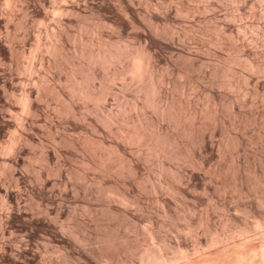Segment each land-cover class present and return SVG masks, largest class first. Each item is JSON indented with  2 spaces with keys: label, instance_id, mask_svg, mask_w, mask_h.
<instances>
[{
  "label": "rangeland",
  "instance_id": "1",
  "mask_svg": "<svg viewBox=\"0 0 264 264\" xmlns=\"http://www.w3.org/2000/svg\"><path fill=\"white\" fill-rule=\"evenodd\" d=\"M206 1L0 0V264H86L78 250L83 247L88 252L91 244L93 248L98 245L97 253L107 250L105 261L110 264H139L136 254L148 244H156L158 234L175 248L177 237L188 241L183 249L186 258L175 264H185L200 254L221 259L228 249L220 252L221 257L217 253L223 249L221 245L216 244L217 250L212 244L199 251L194 240L206 236L211 223L229 232L232 223L224 220L229 211L256 226V231L244 237L233 231L237 238L229 240V247L233 242L259 241L257 235L264 234V226L246 216L241 201L256 200L263 190L253 175L255 169L264 171V162L260 164L264 161V0ZM221 22L240 29L239 34L231 36L230 30L219 26ZM82 44L85 49L102 44L115 52L108 61L91 63ZM117 48L130 55L117 56ZM132 52L139 60L138 68L134 64L138 72L131 66L136 61V57L131 60ZM148 84L155 91L149 87L148 91ZM146 89L152 94L150 101L161 103L163 99V103L173 104L168 118L161 115L159 103L145 104L150 95H145ZM232 100L239 103L238 108L229 104ZM171 114L176 119H170ZM158 127L177 136L176 143L163 146L168 153L148 148L149 134L153 137ZM134 130L143 134L145 140L141 141L148 146L127 138ZM196 130L207 133L211 150H199L198 144L191 143ZM14 140L17 148L12 149L9 142ZM191 148L198 154L194 158L201 155L208 162L199 166L198 159L189 155ZM172 149L178 150L172 153ZM128 159L137 164L135 173L128 170ZM234 172L243 175L252 195L238 194ZM39 178L52 188L51 196L49 192L40 196L34 190ZM4 188L16 191L18 201L6 199ZM125 191L129 199L136 200L125 204L127 215L118 208ZM45 208H49L48 217L42 214ZM37 218L44 220L34 222ZM143 227L158 234L146 235L148 229ZM102 232L114 243L121 242L120 248H116L119 243L114 248L113 242L110 247ZM100 241L104 245L97 244ZM3 243L5 248H1ZM173 246L168 247L170 252L175 250ZM132 248L140 250L135 253ZM186 249L192 254L189 258Z\"/></svg>",
  "mask_w": 264,
  "mask_h": 264
},
{
  "label": "bare ground",
  "instance_id": "2",
  "mask_svg": "<svg viewBox=\"0 0 264 264\" xmlns=\"http://www.w3.org/2000/svg\"><path fill=\"white\" fill-rule=\"evenodd\" d=\"M206 1V0H205ZM237 1H239V0H237ZM206 2H209L208 0L206 1ZM213 2V1H212ZM240 2V1H239ZM127 4V3H126ZM126 4H124V5H126ZM210 3H206V6H208ZM213 5V4H212ZM211 5V6H212ZM127 6V5H126ZM210 6V7H211ZM125 7V6H124ZM129 7V6H128ZM127 8V7H126ZM240 8V7H239ZM129 9V8H128ZM128 9H127V11H128ZM211 9H212V7H211ZM129 12H131V9H129ZM255 12V11H254ZM257 14V13H256ZM218 21V20H217ZM227 21V20H226ZM222 23V24H221ZM220 23V25L219 26H221V27H223V29L225 28V29H227V30H230V32H232V34L233 33H235V34H231V36H237L239 33V28H237V29H239V30H234V28H233V26L231 25V24H229L228 22H221ZM239 23V22H238ZM220 27V28H221ZM256 28V27H255ZM264 28V27H263ZM225 29H224V31H225ZM236 29V28H235ZM257 29V28H256ZM235 31V32H234ZM263 31V30H262ZM246 32V31H245ZM241 33V32H240ZM244 36V35H243ZM234 39V38H233ZM82 47H81V50L82 51H85V53H86V55H87V58H88V62H90L91 60L93 61V63L94 62H97V59H98V61H103V62H105V61H108V59L110 60V57L109 56H113V54H114V52H115V50H113L114 52H113V54H112V52L110 51V50H108L109 48H106V47H104L102 44H98V45H96V46H93V44L92 45H90L89 46V48H86L85 49V46L82 44L81 45ZM94 47H96V48H94ZM127 48V47H126ZM132 49V48H131ZM139 49V48H138ZM116 50H118V51H116L117 53H115L116 55L118 54V55H120V57H121V54H122V51H123V48H122V50H121V48H120V50L121 51H119V49L117 48ZM129 50V48H127V51ZM124 51H125V49H124ZM136 51H137V49H136ZM129 52L131 53V51L129 50ZM84 52H83V54H85ZM128 55H130L128 52H126ZM126 53H123V54H125V56L127 55ZM137 53H139L138 51H137ZM122 54V55H123ZM132 54H134L133 56H134V58L133 59H131V60H135V57H136V53H133L132 52ZM132 54H131V56H132ZM117 55V56H118ZM139 55V54H138ZM132 56V57H133ZM109 57V58H108ZM123 57H124V55H123ZM122 57V58H123ZM140 56H138V58H139ZM229 57V56H228ZM116 58V57H115ZM118 58V57H117ZM119 59H121V58H119ZM90 60V61H89ZM95 60V61H94ZM141 60H142V58H141ZM252 60V59H251ZM250 60V61H251ZM92 61H91V63H92ZM137 61H139V60H137V57H136V61L134 62L133 61V65H131V66H133L132 68H133V70H136L135 69V67H137L138 68V65H139V62H138V65L136 66V63H137ZM246 61H248V60H246ZM102 62V63H103ZM249 62V61H248ZM143 63V62H142ZM141 63V64H142ZM212 63V62H211ZM246 63V62H245ZM134 64H135V67H134ZM248 65H250V64H248ZM253 65V64H252ZM251 65V66H252ZM141 67V66H140ZM143 67V66H142ZM213 67H214V65H213ZM249 67V66H248ZM251 68H253V67H251ZM263 69V68H262ZM139 70V69H138ZM141 70V69H140ZM214 70V69H213ZM261 70V69H260ZM137 71V70H136ZM136 71H134L133 73H136ZM217 70H215V72L214 73H210L211 75H213L214 76V74L215 73H217L216 72ZM247 71V70H246ZM138 72V71H137ZM144 72H146V71H144ZM139 73H141V72H139ZM247 73H249V72H247ZM138 75V74H137ZM136 75V76H137ZM149 75V74H148ZM227 75V74H226ZM232 75V74H231ZM237 75V74H236ZM244 75V74H243ZM249 75V74H248ZM141 76V75H140ZM210 76V75H209ZM149 77V76H148ZM253 77V76H252ZM208 78V77H207ZM213 78V77H212ZM139 79V78H138ZM141 79V78H140ZM142 79H145V78H142ZM149 79V78H148ZM150 80H153L152 78L150 79ZM150 80H149V82H150ZM159 80H160V78H159ZM212 80V79H211ZM215 80V79H214ZM154 81V80H153ZM208 81V80H207ZM147 82V81H146ZM148 82V83H149ZM152 82V81H151ZM245 82V81H244ZM153 83V82H152ZM159 83V82H158ZM150 84V83H149ZM148 84V85H149ZM142 85V84H141ZM140 85V86H141ZM151 85H153V84H151ZM156 85H157V83H156ZM155 85V86H156ZM213 85V84H212ZM160 86V85H159ZM148 87L150 88V90L152 91L153 89V91H155V88H154V85H153V88L151 89V87H150V85L149 86H147V89H148ZM157 88L156 89H158L159 87L158 86H156ZM145 88V87H144ZM209 88V87H208ZM140 89H142V88H140ZM147 89H146V92L145 93H147L148 91H149V89H148V91H147ZM213 89V88H212ZM158 90H160V89H158ZM158 90H157V92H158ZM144 91V90H143ZM212 92V91H211ZM150 94V95H149ZM147 93V94H145L146 96L147 95H149V96H147L145 99L147 100L146 101V103L145 104H147L148 102H149V104L151 103V102H153V103H151V104H153V105H158V103L160 102H157V101H155V100H157V99H153V100H151L150 101V99H149V97L152 95L151 93ZM160 97V96H159ZM159 97H157L159 100H160V98ZM212 97V96H211ZM232 99V98H231ZM171 100V99H170ZM173 100V99H172ZM215 100V99H214ZM213 100V101H214ZM244 100V99H243ZM165 101V100H164ZM167 101V100H166ZM168 102H170V101H167L166 103H163V99H162V101H161V103H159L160 105H158L157 106V108H159V111H162L161 112V115L162 116H169V114H170V111H173L171 108V106L173 105V104H171V102L170 103H168ZM173 102V101H172ZM219 102V101H218ZM241 102V101H240ZM136 103V102H135ZM155 103V104H154ZM214 103V102H213ZM134 104V103H133ZM150 104V105H151ZM229 104H231V106L232 107H236V108H238V106L236 105V104H239L238 102L237 103H235V101H230L229 102ZM242 104V103H241ZM135 105H137V104H134V106ZM143 105V104H142ZM133 106V107H134ZM175 106V105H174ZM218 106V105H217ZM154 107V106H153ZM215 107V106H214ZM213 107V108H214ZM232 107H231V109H232ZM156 108V107H155ZM218 108V107H217ZM235 108V109H236ZM171 109V110H170ZM173 109H174V107H173ZM212 109V108H211ZM215 110H216V108H214ZM155 110H157V109H155ZM170 110V111H169ZM191 110V109H190ZM228 111V110H227ZM230 111V110H229ZM191 112H193V111H191ZM211 112V111H210ZM215 112V111H214ZM218 112V111H217ZM216 112V113H217ZM160 113V112H159ZM162 113H167L168 115H163ZM171 113H173V112H171ZM195 113H197V112H195ZM236 113V112H235ZM238 113H240V112H238ZM190 114V113H189ZM193 114V113H192ZM199 114V113H198ZM237 114V113H236ZM235 114V115H236ZM172 116L170 117V119L172 118V117H174L173 116V114H171ZM194 115V114H193ZM214 115V114H213ZM234 115V116H235ZM215 116H216V114H215ZM243 116V115H242ZM242 116H241V118H242ZM192 118L191 119H193V116H191ZM196 117V116H195ZM247 117V116H246ZM263 117V116H262ZM168 118V117H167ZM175 118V117H174ZM180 118H182V116L180 117ZM217 118V117H216ZM176 119V118H175ZM183 119V118H182ZM195 119V118H194ZM199 119V118H198ZM197 119V120H198ZM244 119V118H243ZM172 120H174L173 118H172ZM196 120V121H197ZM221 120V119H220ZM160 121V120H159ZM179 121V120H178ZM177 121V122H178ZM216 121V120H215ZM246 121V120H245ZM162 122V121H161ZM161 122L159 123L158 122V124H161ZM235 122V121H234ZM243 122V121H242ZM194 123V122H193ZM199 123V122H198ZM241 123V122H240ZM244 123V122H243ZM246 123V122H245ZM157 124V125H158ZM163 124V123H162ZM233 125V124H232ZM239 125V124H238ZM241 125V124H240ZM161 126H163V125H160L159 127H161ZM158 127V128H159ZM216 127V126H215ZM214 127V128H215ZM230 127V126H229ZM261 127V126H260ZM163 128V127H162ZM162 128H159V129H162ZM193 128L195 129V127L193 126ZM244 128V127H243ZM159 129H156V131H158ZM231 129V128H230ZM236 129V128H235ZM234 129V130H235ZM238 129H240V128H238ZM238 129H237V131H238ZM162 130H164V129H162ZM198 130V129H197ZM197 130L194 132L193 131V133H192V144L193 143H196V144H198V146H199V150L202 148V149H204V150H207V151H209V150H211L212 148H213V146H212V142L209 140V137L206 135V134H204V133H199L198 134V132H197ZM223 130V129H222ZM227 130H229V129H227ZM233 130V131H234ZM154 131V130H153ZM156 131H154V136L153 137H151L152 135L151 134H149V140H151L150 138H152V140H153V138H155V140L156 141H152L151 140V143L153 142V144H151L150 143V145H149V149H153L154 151H155V153L157 152V153H168V151L166 152L165 151V149L163 148V146H165V144L167 145V144H169V145H171V144H173L174 142L176 143V135L175 136H171V135H167V133L165 132L166 130H164L163 132H161V131H158L157 133H156ZM204 131V130H203ZM212 131V130H211ZM236 131V132H237ZM187 132V131H186ZM189 132V131H188ZM153 133V132H152ZM211 133H213V132H211ZM232 133V132H231ZM235 133V132H234ZM169 134V133H168ZM187 134V133H186ZM190 134H191V132H190ZM189 134V135H190ZM210 134V133H209ZM226 135H227V133H226ZM229 135V134H228ZM237 135V134H236ZM235 135V136H236ZM240 135V134H239ZM191 136V135H190ZM211 136V135H210ZM231 136V135H230ZM148 137L146 138L147 140H148ZM223 137V136H222ZM18 138V137H17ZM127 138L129 139H131V138H133L134 140H139V142H142L143 143V141L145 140V138H143V134L141 133V132H139L138 130H134V131H132L130 134H128L127 135ZM229 138V137H228ZM236 138H238L237 136H236ZM20 139V138H19ZM23 139V138H22ZM144 139V140H143ZM224 139H227V138H224ZM231 139V138H230ZM16 140V139H15ZM15 140L13 141V144H11V142L12 141H10L9 143H10V145H9V143H8V145L9 146H11V148L12 147H14V148H12V149H15V148H17V147H15L16 145L14 144V142H15ZM141 140H143V141H141ZM146 140V141H147ZM179 140V139H178ZM237 140V139H236ZM230 140H228V142H229ZM237 141H239V140H237ZM236 141V142H237ZM240 141H241V139H240ZM148 142V141H147ZM234 142V141H233ZM7 143V142H6ZM146 142H144L143 144H145ZM219 143V142H218ZM221 143H223V142H221ZM238 143V142H237ZM236 143V144H237ZM16 144H17V141H16ZM86 144V143H85ZM148 143H146V146H148L147 145ZM226 144V143H225ZM229 144V143H228ZM235 144V143H234ZM13 145V146H12ZM195 145V144H194ZM21 146V145H20ZM87 146V145H86ZM168 146V145H167ZM221 146V145H220ZM239 146V145H238ZM84 147V146H83ZM166 147V146H165ZM172 147V146H171ZM190 147V146H189ZM192 147H195L196 148V146H193L192 145ZM237 147V146H236ZM173 148V147H172ZM194 148V149H195ZM84 149V148H83ZM89 149V148H88ZM87 149V150H88ZM183 149V148H182ZM186 149H187V147H186ZM192 149V148H191ZM201 149V150H202ZM17 150H19V148L17 149ZM178 150V149H177ZM176 149H172L170 152H175V151H177ZM185 150V149H184ZM188 150V149H187ZM186 150V151H187ZM198 150V151H199ZM180 151H181V149H180ZM190 151V150H189ZM189 151H187V152H189ZM92 152V151H91ZM90 152V153H91ZM169 152V153H170ZM220 152V151H219ZM222 152V151H221ZM258 152V151H257ZM83 153V152H82ZM181 153H183V152H181ZM198 153V152H197ZM207 153V152H206ZM16 154V153H15ZM88 154V153H87ZM122 154V153H121ZM178 154V153H177ZM185 154V153H184ZM191 154V155H190ZM202 154V153H201ZM219 154V153H218ZM222 154V153H221ZM263 154V153H262ZM12 155V154H11ZM92 156H93V154H91ZM161 155V154H160ZM163 155V154H162ZM173 155V154H172ZM187 155V154H186ZM189 155H190V157H192V158H194V155H198V154H196L195 153V150H193L192 149V151H191V153H189ZM193 155V156H192ZM206 155V154H205ZM96 156V155H95ZM176 156H179V154L178 155H176ZM181 156V155H180ZM183 156V155H182ZM10 157V156H9ZM89 157H91V156H89ZM184 157V156H183ZM188 157V156H187ZM87 158V157H86ZM102 158H103V156H102ZM189 158V157H188ZM11 159V158H10ZM13 159V158H12ZM15 159V158H14ZM106 159V158H105ZM176 159V158H175ZM195 159H198V157L197 158H194V160ZM17 160V159H16ZM94 159H92V161H93ZM103 159H101V161H102ZM106 160H108V158L106 159ZM129 160V159H128ZM193 160V159H192ZM262 160V159H261ZM260 160V161H261ZM84 161V160H83ZM104 161V163L106 162L105 160H103ZM133 160H129L128 162H127V168H128V170L130 171V173H135L134 171H136L135 169H136V167H137V164L135 163V162H132ZM188 161V160H187ZM196 161V163H198V165L200 164V165H203V164H205L206 162H208L207 160H206V157H204V156H199V159L198 160H195ZM255 161V160H254ZM12 162V161H11ZM235 162V161H234ZM264 161L262 160L261 161V163L260 164H262ZM86 163V162H85ZM84 163V164H85ZM89 163V162H88ZM97 163V162H96ZM102 163V162H101ZM254 163H256V162H254ZM258 163V162H257ZM90 164V163H89ZM98 164V163H97ZM103 164V163H102ZM106 164V163H105ZM108 164V163H107ZM106 164V165H107ZM126 164V163H125ZM124 164V165H125ZM100 165V164H99ZM104 165V164H103ZM102 165V166H103ZM105 165V166H106ZM120 165H123V163L122 164H120ZM199 165V166H200ZM250 165V164H249ZM256 165V164H255ZM98 166V165H97ZM102 166H100V168L102 167ZM104 166V168H108V166H106L105 167ZM118 166V165H117ZM116 166V167H117ZM195 166V165H194ZM193 166V167H194ZM211 166V165H210ZM262 166L264 167V163L262 164ZM80 167V166H79ZM99 167V166H98ZM118 167H120V166H118ZM241 167V166H240ZM9 168V167H8ZM103 168V167H102ZM121 168V167H120ZM126 168V167H125ZM217 168V167H216ZM230 168H231V166H230ZM259 169H260V167H258ZM9 169H12V168H9ZM56 169H61V168H59L58 166H57V168ZM208 169V168H207ZM210 169V168H209ZM264 169V168H263ZM13 170V169H12ZM10 171L9 172V174H10V176H14V171ZM17 170V169H16ZM80 170V169H79ZM101 170H105V169H101ZM127 170V171H128ZM214 170V169H213ZM231 170V169H230ZM229 170V171H230ZM57 171V170H56ZM61 171V170H60ZM107 171V170H106ZM126 171V170H125ZM129 171H128V173H129ZM179 171V170H178ZM228 171V172H229ZM231 171H233V170H231ZM235 172H238V171H241V169L240 170H234ZM209 172V171H208ZM212 172V171H211ZM227 172V173H228ZM234 172V173H235ZM247 172V171H246ZM254 172H255V175H253V176H255L256 177V179H254L253 181H255L256 182V184L258 185H260V188L262 187V189L263 190H261L258 186H257V188L258 189H260V192H258L257 193V191H256V193L258 194V198H256V200L254 199L255 197H253L252 198V200L253 201H250L249 203H245V201L243 200V201H241V203H243L244 202V211L246 212V216L248 215V216H252V218L254 219V221H256V225H261L262 227L264 226V208H263V210H262V208H259V206H264V171L262 170L261 171V169H260V171L259 170H257V169H255L254 170ZM19 173V172H18ZM57 173H59V172H57ZM76 173V172H75ZM79 173V172H78ZM129 173V174H130ZM214 173V172H213ZM231 173V172H230ZM233 173V172H232ZM239 173V172H238ZM189 174V173H188ZM192 174V173H191ZM191 174L189 175V178H190V176H191ZM215 174V173H214ZM217 174V173H216ZM221 174H223V173H221ZM20 175V174H19ZM19 175H15V177H20ZM219 175V174H218ZM225 175H226V173H225ZM230 175V174H229ZM233 175V174H232ZM235 175H236V173H235ZM235 175H234V179L236 178L235 177ZM252 175V174H251ZM138 176V175H137ZM185 176V175H184ZM216 176V175H215ZM237 176V182H236V190H237V192H238V194L240 193L241 195L240 196H243V195H245V197H248V193L250 192V195H252V193L251 192H253V190H251L250 191V189H252V187H250L249 188V190H248V187L249 186H246V184L243 182V179H242V176H241V174H237L236 175ZM253 176H250V177H252V179H253ZM11 177V178H12ZM83 176H81V178H82ZM87 177V176H86ZM180 177H182V174L180 175ZM193 177V176H192ZM220 177H221V175H220ZM254 177V178H255ZM84 178V177H83ZM186 178V177H185ZM231 178H233V177H231ZM42 179V180H41ZM39 178V181H38V183H37V185H36V187H34V190H36L39 194H40V196L41 195H43V194H45V193H48L49 191H50V189H52V188H49L48 186L47 187H45L46 186V183H45V181H43V180H45V179H43V178ZM219 179V178H218ZM223 179V178H222ZM228 179V178H227ZM248 179V178H247ZM72 180V179H71ZM86 180V179H85ZM88 180V179H87ZM221 180V179H220ZM16 181V180H15ZM83 181V180H82ZM226 181V180H225ZM233 181V180H232ZM236 181V180H235ZM249 181V180H248ZM247 181V182H248ZM81 182V181H80ZM85 182V181H84ZM187 182V181H186ZM228 182V181H227ZM226 182V183H227ZM234 182V181H233ZM99 183V182H98ZM188 183V182H187ZM223 183V182H222ZM253 183V182H252ZM65 184H66V182H65ZM228 184V183H227ZM256 184H254L253 183V187L256 185ZM73 186V185H72ZM100 186V185H99ZM4 187V186H3ZM54 187V186H53ZM153 187V186H152ZM234 186H232L231 188H233ZM5 188H6V185H5ZM4 188V190H5V192L3 193L4 195H5V198L6 199H8V200H14L15 202H17L18 201V198H17V196H18V193L15 191L14 193L12 192V191H9L8 189H5ZM256 188V187H255ZM254 188V189H255ZM256 188V189H257ZM85 189L86 188H84V192H85ZM106 189V188H105ZM207 189V188H206ZM205 189V190H206ZM87 190V189H86ZM235 190V191H236ZM76 191V190H75ZM103 191V190H102ZM254 191V192H255ZM51 193H52V191H51ZM76 193V192H75ZM120 194H121V192H119ZM124 193V192H123ZM121 194V197H120V199H121V204H123V205H121V207L120 206H118V208L119 209H122V211L127 215V212H129L127 209H126V207H125V204L127 205V203L129 202L130 203V201L132 202L133 200H132V198L131 199H129L128 197L129 196H127V194H126V191H125V193L124 194ZM107 194V193H106ZM125 194H126V196H125ZM255 194V193H254ZM256 194V195H257ZM49 196H51L50 195V192H49ZM101 196V195H100ZM254 196V195H253ZM244 197V196H243ZM47 198V197H46ZM52 198V197H51ZM74 198V197H73ZM119 199V200H120ZM7 200V201H8ZM109 200V199H108ZM135 202H136V200H134ZM249 201V200H248ZM10 202H12V201H10ZM4 203V202H3ZM86 204V203H85ZM136 205V204H135ZM216 205V204H215ZM223 205H224V203H223ZM222 205V207H224ZM242 205V204H241ZM241 205H240V207H241ZM227 207V206H226ZM230 207V206H229ZM59 208H61V207H59ZM104 208V207H103ZM242 208V207H241ZM46 210H43V212H42V214H43V216L45 217V216H47V214L50 212V211H47V209H49V208H45ZM58 209V208H57ZM56 209V210H57ZM138 209V208H137ZM226 209V208H225ZM38 210H40V209H38L37 208V211ZM55 210V211H56ZM61 210V209H60ZM84 210V209H83ZM243 210V209H242ZM10 211V210H9ZM39 212V211H38ZM58 212L60 213V211L58 210ZM115 212V211H114ZM230 213V211L228 212V215H224L226 218L224 219L223 217H221V218H223L224 220H226L225 222H230V223H232V227L233 228H231L232 229V231H231V229L229 228L230 226H228V228L227 229H230L229 230V232H228V230H227V233H226V231H225V229H223V228H220L219 229V225L218 226H216L215 224H210V227L209 226H207L206 227V229L208 230H206L205 232L207 233L208 232V234H206V236H197L196 237V239L194 240V248L196 249V250H201L203 247H205V248H207L209 245H215V248H216V250L218 249L217 248V245H221V247H223V249L221 248V249H219L218 251H217V253H220V252H226V250H227V254L226 253H220L219 255L221 256L222 254L224 255L221 259H220V257L218 258V256H216L215 254H207V255H203V254H200L199 256L197 255V257L196 258H194V259H187L186 261V263L187 264H211V262H212V264H218V262H219V260L221 261L219 264H264V234H258L257 236H259L260 235V239H259V241L258 242H255L254 240H248V241H245V242H243V243H237L236 242V244L233 242L232 243V245H233V247H232V245H231V247L232 248H230L229 247V240L231 241V239L233 240V239H235L236 240V236L237 235H239L240 237L241 236H246L247 234H251L252 232H254V230H255V228H256V226H255V228L253 227V223L251 224L250 222L248 223H246V219H245V222H244V220L242 221V220H240L239 219V217H237L236 215H235V213L234 214H229ZM244 213V212H243ZM20 214V213H19ZM41 214V215H42ZM135 214V213H134ZM209 214V213H208ZM250 214V215H249ZM113 215V214H112ZM129 215V214H128ZM132 215H133V213H132ZM204 215V214H203ZM243 215V214H242ZM48 217V216H47ZM82 217V216H81ZM114 217V216H113ZM201 217V216H200ZM227 217H228V219L230 220V221H227L228 219H227ZM39 218V217H38ZM35 219L34 220V222H37V223H42L43 222V220L42 219ZM205 218V217H204ZM210 217H208V219H209ZM206 219V218H205ZM252 219V220H253ZM46 220V219H45ZM69 220V219H68ZM190 220V219H189ZM251 220V219H250ZM251 220V221H252ZM203 221V220H202ZM207 221V220H206ZM209 221V220H208ZM248 221V220H247ZM170 222H172V221H170ZM176 222V221H175ZM205 222V221H204ZM214 222V221H213ZM225 222H223L222 224H224L223 226H227V224H225ZM36 223V224H37ZM61 223V222H60ZM103 223V222H102ZM173 223H174V221H173ZM173 223H171V224H173ZM177 223V222H176ZM189 224H190V222H188ZM201 223V222H200ZM203 223V222H202ZM206 223V222H205ZM215 223V222H214ZM220 223V222H219ZM218 223V224H219ZM96 224V223H95ZM136 224V223H135ZM192 224V223H191ZM254 224H255V222H254ZM161 225V224H160ZM231 225V224H230ZM100 226V225H99ZM98 226V227H99ZM102 226V225H101ZM189 226V225H188ZM97 227V226H96ZM103 227V226H102ZM102 227H101V229H102ZM179 227V226H178ZM220 227H221V225H220ZM86 228V227H85ZM100 228V227H99ZM105 228H106V226H105ZM105 228H103V230L105 229ZM112 228V227H111ZM189 228H190V226H189ZM193 228V227H192ZM205 228V227H204ZM225 228V227H224ZM70 229V228H69ZM97 229V228H96ZM109 229V228H108ZM113 229V228H112ZM143 229H144V227H143ZM146 229H148V228H146ZM146 229H144V230H146ZM153 229V228H152ZM167 229V228H166ZM73 230V229H72ZM75 230V229H74ZM85 230V229H84ZM154 230V229H153ZM153 230H151V229H148V233H146V235L147 234H149V236H150V234H152L153 232H151V231H153ZM183 230V229H182ZM189 230H191V228L189 229ZM80 232H81V230H79ZM87 231V230H86ZM90 231V230H89ZM107 231V230H106ZM143 231V230H142ZM209 231H210V233H212V235H210V233H209ZM236 232V233H238L237 235H236V233L234 234V232ZM256 231V230H255ZM83 232V231H82ZM103 232H105V231H103ZM103 232L101 233V234H103ZM110 232V231H109ZM144 232V231H143ZM156 232V231H155ZM155 232L151 235V237H153V236H156V235H154L155 234ZM231 232V233H230ZM233 232V233H232ZM78 233V232H77ZM100 233V232H99ZM99 233L98 234H96L97 236L96 237H98V235H99ZM112 233V232H111ZM113 233H115L114 234V236H116L117 234H116V232H113ZM136 233V232H135ZM230 233V234H229ZM80 233H78V235H79ZM231 234H233V235H231ZM77 235V234H76ZM75 235V236H76ZM83 235H86V233L84 232L83 233ZM82 235V236H83ZM89 235V234H88ZM104 235V236H103ZM102 235V237H105L106 235H107V232L105 233V234H103ZM112 235L113 234H111L110 236L112 237ZM261 235H263V236H261ZM74 236V237H75ZM81 236V235H80ZM87 236V235H86ZM100 236V235H99ZM158 236V238L157 239H159L158 241H156V244L154 243V245H152L151 243V245L150 244H148V245H150V246H148L147 245V247L148 248H144L143 250H140V249H138V250H140V252H138L139 253V256H138V253L137 252H135V251H138V250H136L135 249V251H134V248H132V250L135 252V253H137L136 255H137V257H139V260H138V263L140 264H175L176 263V261H178V262H180V261H182L183 260V258H186V257H184L183 255L185 254H187V253H185L184 252V248L186 247V243H185V241L181 238L180 240H179V238L177 237V239H178V241H177V239H176V241L177 242H173V243H176L177 245V248L178 249H180L181 248V250H183V251H181V250H179L180 252H182V253H180V252H178L179 254H182V255H179L178 253H177V251H178V249L177 248H175V246H173V245H171L170 246V243L168 244L167 242H166V240H165V237H163V236H160V234H158L157 235ZM179 236V235H178ZM187 236V235H186ZM209 236V237H208ZM233 236H235L236 238H232ZM256 236V237H257ZM69 237V236H68ZM73 237V236H72ZM77 237V236H76ZM76 237H75V239H76ZM89 237H90V235H89ZM88 237V238H89ZM101 237V238H102ZM121 237V236H120ZM136 237V236H135ZM143 237V236H142ZM160 237H163V238H160ZM239 237V238H240ZM255 237V236H254ZM254 237H253V239H254ZM256 237H255V239H256ZM77 238H79L80 239V237H77ZM86 238V237H85ZM105 238H107V237H105ZM104 238V239H105ZM108 238H109V240H108V245H111L112 244V242L114 243V241L113 240H110V237H109V235H108ZM107 238V239H108ZM124 238V237H123ZM145 238V237H144ZM68 239V238H67ZM73 239V238H72ZM87 239V238H86ZM86 239H81V240H85L86 241ZM90 239V238H89ZM89 239H88V242L86 241V243L88 244V243H90V241H89ZM95 239V238H94ZM98 239V238H97ZM97 239H95V240H97ZM107 239H105V240H107ZM113 239V238H112ZM137 239V238H136ZM156 239V240H157ZM186 239V238H185ZM66 240V239H65ZM80 240V241H81ZM91 240V239H90ZM95 240H93V241H95ZM104 240V241H105ZM114 240H115V238H114ZM118 240V239H117ZM125 240V239H124ZM234 240V241H235ZM238 240V239H237ZM258 240V239H257ZM75 241V240H74ZM77 241H79V240H77ZM79 241V242H80ZM84 241V242H85ZM98 241H99V239H98ZM97 241V242H98ZM121 241V240H120ZM175 241V240H174ZM84 242H80V243H83V245H84ZM96 242V243H97ZM111 244H110V243ZM126 242V241H125ZM186 242H188V241H186ZM229 242V243H228ZM79 243V244H80ZM101 243H103V245H104V243L105 242H101L100 241V243H97V244H101ZM118 244L119 243V241L117 242V241H115V243L114 244H112V245H114V248H115V244ZM205 244L204 246H203V244ZM96 244V245H97ZM106 244V245H107ZM116 244V245H117ZM120 244H121V242L118 244V247L116 246V248H120L119 246H120ZM131 244V243H130ZM133 244V243H132ZM131 244V245H132ZM172 244V243H171ZM189 244V243H188ZM217 244V245H216ZM82 245V246H83ZM92 245V244H91ZM90 245V247L89 248H87V249H91L90 251L88 250V252L87 251H85L86 249H84L81 245H79L80 246V248L82 247V249H80V250H78V256H79V258L81 257V258H84L86 261V264H98V260H102V263L99 261V263H101V264H108L109 262V260L107 261H105V258H109V255H108V253L106 252V251H104L105 249H109V248H106V246H104L105 248H104V250L101 248V250H103L104 252H99V253H97L96 252V250H94L96 247H98V245L96 246V247H92ZM102 245V246H103ZM112 245L110 246V247H112ZM123 245V244H122ZM122 245H121V248H122ZM126 245V244H125ZM139 246V245H138ZM173 246V248H175V250L177 249V251H173V249H172V251L170 252V249L168 250V247H172ZM180 246H182V247H180ZM5 248V244L3 243L2 244V246H1V248ZM11 247V246H10ZM71 247V246H70ZM107 247H109V246H107ZM134 247H136V245H134ZM140 247H143V246H139V247H137V248H140ZM146 247V246H145ZM150 247V248H149ZM189 247V246H188ZM211 247V246H210ZM229 247V248H228ZM93 248V249H92ZM124 248H126V247H123V250H124ZM225 248H226V250H225ZM96 249H98L97 251H99L100 249L99 248H96ZM117 250V249H116ZM122 250V251H123ZM129 250H131L130 248H129ZM189 250V249H188ZM187 249H186V252L188 251ZM120 251V250H119ZM119 251H118V253H119ZM132 251V252H133ZM194 251V250H193ZM110 252V251H109ZM112 252H114V251H112ZM125 252V251H124ZM128 252H130V251H128ZM132 252H131V256L133 255V256H135V258H136V255H134L135 253H133L132 254ZM172 252H174V253H172ZM115 253V252H114ZM177 253V254H176ZM123 254V253H122ZM126 254V253H125ZM119 255V254H118ZM121 255V254H120ZM189 255L191 256L192 254H190L189 253V251H188V258H189ZM196 255V254H195ZM122 256V255H121ZM120 256V257H121ZM123 256H124V254H123ZM130 256V257H131ZM111 257V256H110ZM128 257V256H127ZM182 258V259H181ZM193 258V257H192ZM218 258V259H217ZM129 259V258H128ZM216 259V261L214 262V260ZM134 260V259H133ZM117 261V260H116ZM108 262V263H107ZM130 262H131V260H130ZM128 263H129V261H128ZM128 263H126V261H125V263H122V264H128ZM132 263H134V262H131V264ZM185 263V264H186ZM16 264V263H15ZM47 264V263H46ZM54 264V263H53ZM110 264V263H109ZM136 264V263H135Z\"/></svg>",
  "mask_w": 264,
  "mask_h": 264
}]
</instances>
